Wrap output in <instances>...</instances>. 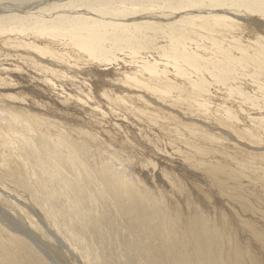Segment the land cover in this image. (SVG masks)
Wrapping results in <instances>:
<instances>
[{"label": "bare ground", "instance_id": "6f19581e", "mask_svg": "<svg viewBox=\"0 0 264 264\" xmlns=\"http://www.w3.org/2000/svg\"><path fill=\"white\" fill-rule=\"evenodd\" d=\"M18 1L9 0V4L8 2H2V4L0 2V32H26L25 27L21 28L19 25L18 28L14 26L15 19L21 15L18 16L17 10L18 13H23L22 11L31 10L30 8L35 5L40 6L41 2L45 5L49 3L50 6H54L53 9L50 8L53 11H50L51 13L47 15H49L48 17L58 16V21L57 23L54 22L55 24L61 25L64 22H76L77 20L74 14L77 13L76 6L79 4L77 5L76 3L75 6V2H72V0L64 3H59L61 0H37L35 4L30 0L31 6L28 5L30 3L26 6H22L23 4L19 6L16 4ZM235 1L237 2L234 6L238 8H231L230 3L225 2L223 3L224 6L218 4L215 8L209 7L192 12V14H199L198 16H201V19L211 20L209 22L211 24H200L195 26V29L201 32L212 30L217 33L208 32L214 38L197 43V50L191 45L192 48L190 46L188 51L185 49L180 52L178 58L173 61L174 67L171 71L174 73L163 67L162 64L157 63L159 70L164 68L167 69L165 71L170 72V74L168 72L169 77L158 78L153 76L152 73L145 71V66L136 68L132 61H125L128 66L125 68L126 74L123 83L118 81V83L116 82L112 85L117 87L119 91H116L117 89L114 90L112 87L108 90L105 88L106 86H103V93L101 92L99 95L95 88H92V85L87 86L81 82L84 79L80 80V83L77 82L78 84L68 82V79H72L70 77L74 75H69V77L67 74H78L80 72L74 68H68L69 66H65L66 69L62 68L64 62L71 56L70 51L75 52L71 49L74 45H71L72 47L70 46L69 50L67 42L68 49L62 45L52 47L50 43L56 45L59 42L56 40L50 43L42 42L43 45L40 43L41 47L38 45L37 47L43 50V53L37 54L33 52L34 49L28 46L25 49V45L22 46L19 41L16 42L20 38L18 35H6L7 37L13 36L12 38L15 36L14 39L16 40L10 39V42H8H16L15 45L25 49L23 50L25 55H36L34 56L36 59L32 63H38V66L43 68V70H40L41 74H43L35 73V76H31V71L35 69H33L34 67H32L30 62V66H26L28 69L30 67L33 69L28 70L29 74L27 69H21L23 67H21L23 65L21 64L23 62L21 57H19L22 60L21 63L16 60L20 65L12 60L16 58L2 59V57V60H0V88L19 89L13 95L8 92V95L10 93L9 96H5L7 91L0 92L1 119L9 122V127L3 129L4 139L0 140V176L4 175L5 177L2 176V178L6 180L7 174H5L4 169L7 170L9 172L8 177L14 185L13 187L10 185L12 189L11 187L9 189L6 185L8 190H4V184L0 182L2 185H0V192L10 200L20 204L31 218L37 221L50 236L56 239L60 246L62 244L63 247L69 250L72 254L71 257L78 264H103L101 262V254L106 256L109 253L106 250L104 251V248L108 249V245L104 243L103 252L99 249L94 250L93 257H89L85 252H82L85 257L80 254L82 255L81 257L76 251L67 248L66 245H68L69 241L67 243L65 242L66 240L60 239L57 231L51 228V223L53 226L57 227V225L54 223L49 211L50 203L43 208L41 207V209L39 206V211L45 212V215L46 213L50 215V219L47 218L49 221L46 223L44 221L46 218L44 219L41 216L43 213L34 208L36 206H33V203L30 204L33 199L30 198L29 201L25 196V200L28 203L16 197L24 190L36 197V203L39 201L43 202L42 199L47 198L46 191L38 180L42 175L39 173L41 170L39 168L40 163L36 156H39L43 162H48L50 158H61V162L52 165L64 173L61 174V178L66 179L72 174L75 177L82 178L84 183H91L92 175L97 181H100V186L97 187L100 192L95 191L94 197L97 203L101 205V208L106 210L107 206L111 214L119 216L117 220L123 222L120 223L122 230L119 231L123 240L127 241L128 238L130 240V236L133 238L131 241L133 243L132 252L128 253L126 251V255L132 261L135 260L137 262V259L141 258L144 264H264V0ZM88 3L90 4V2ZM93 4L98 10L99 5L102 6V10L97 12V8L94 11L91 10V5L90 7L85 5L87 8L84 7L83 10H80V8L78 10L79 14L92 15V18L96 17L95 19L97 20V18L104 17L103 15L108 12V8H111L108 5L111 4L109 0H93ZM114 4L112 3V5ZM177 5H174V7L177 8ZM80 6L82 7L83 5ZM38 8L40 9V7ZM41 8L43 9L44 7ZM47 9L49 10L48 7ZM131 9L134 8L131 7ZM41 10H38L37 13H44ZM27 13L30 14V12ZM187 13L178 12L179 17L174 16V14V17L171 16L169 23L173 25L177 23V26H175L180 31L186 32V29H190V23H187V20L184 19V15H187ZM38 17L45 18L42 15H38ZM223 17L234 21L235 26L215 25L216 22L212 24V21L222 20ZM144 18L149 19L148 14L135 17L133 20ZM155 18L157 17L155 16ZM32 23L31 25L33 26L34 22ZM29 25L26 26L29 28ZM176 27L174 28L176 29ZM45 30L48 31V29ZM58 33V31L51 29L46 34L59 36ZM6 36L0 35V41L3 39L2 37L4 39L7 38ZM128 39L130 38L128 37ZM231 39L241 49L239 54L230 51L229 47L221 44L225 42L226 45L230 46V43H232ZM2 44L0 43V46ZM116 45L118 44L116 43ZM5 47H8V45ZM12 49L14 51V48ZM112 50L114 51V49ZM46 55H50L52 58H47ZM74 55L76 57L78 54H72L73 57ZM17 56L15 54V57ZM59 59H64V61L62 62ZM150 60L148 61L150 62ZM117 64L121 65V62ZM166 65L168 66V64ZM61 69L63 70L61 71ZM109 70L107 73L112 74L114 69L112 71ZM178 74H184V76L179 77ZM46 75H51L53 80L49 79L48 81ZM95 87L99 89L100 86ZM168 90H170L173 98L179 97L183 100L180 101V104H186L184 110L187 109V111H179L181 109L176 111L172 109L173 106L170 107L168 105V100L174 104L179 102L162 95L163 91ZM31 94H38V97L40 96L44 99L41 100L39 99L40 97L34 98ZM103 107L108 109V116L104 113ZM170 113H174V116L172 117ZM33 129L37 130L35 134H38V139L44 143L41 154H36L29 147V141L35 136V134L31 135L29 133ZM79 145H81V148L78 147ZM166 148L172 151L177 164L170 167L172 172L161 168L158 177L163 182L158 185H152L148 181L146 182L139 173L138 165L142 164L141 157L143 153L151 154V151L154 150L165 152L167 151ZM83 149L89 151L85 156L82 153L84 152ZM129 149L135 151L137 156L130 153ZM114 158L124 160V163L120 164L124 169L129 165L132 166L134 170L133 173H130L133 179L132 184L125 179L124 173H116L124 172L122 169L118 171L112 170L114 162L110 164L109 162L113 161ZM87 161L96 162L95 164H98L100 169L106 168V170L103 172L92 170L91 163L88 164ZM135 164H137V168ZM16 166L20 168V171H17V168L15 169ZM60 166L64 168H59ZM89 168L91 169L90 172L88 171L90 170ZM139 179L143 182L145 181V184L152 192L157 193L159 190L160 193V187L163 188L162 192L167 193L165 197L168 195V210L171 212L169 215H171L165 222L163 220L160 222L156 218L157 209L152 204L153 200L148 195L143 194L146 188L141 185ZM113 183L122 186L117 187ZM43 184L46 183L42 182ZM127 186L132 188H127ZM191 186H194V188H191ZM57 191L58 188L54 187L51 192L49 191V195L51 193L56 194ZM147 192L149 194V191H146V194ZM27 193H24V195ZM72 193L74 192L65 191L66 198ZM191 194H196L201 200L205 199L207 201V210L205 212L198 211L197 207H193V210L189 208L193 205V199L196 197ZM180 195L184 199L182 204L185 207L187 206L185 215L177 212L174 205L177 200L181 201ZM2 208L1 211L5 213L4 210L6 209L2 210ZM234 208H237L235 212L238 210L240 212L241 210L240 214L242 216L243 213L245 214L241 223L235 222V218H233L232 209ZM11 209L17 215V218L14 219L18 221L14 220L11 223V220L9 221L10 218H7L12 213H8L9 215L6 218V215L4 214L5 216L3 217L0 211V224L4 226L0 225V235L6 238L5 227V229H14L18 235L25 238L34 248L36 247L42 252L46 257L45 259L49 258L53 264H56L53 260L55 255L53 256L47 251L46 243L44 244L42 241L44 239L40 240L37 236L39 233L34 234L29 229L25 222V217L20 215V211L17 208L12 207ZM7 212L9 211L7 210ZM193 216L194 219H192ZM176 219H181L179 221H183V224L185 222L189 223L191 230H186L183 226L179 227L181 222L178 224ZM132 221L137 223H132ZM32 222L31 224H33ZM11 231L14 232L13 230ZM205 231H208L209 234L212 233L215 241L224 237L226 242L229 243L230 246L226 243L224 244V241L221 240V258L215 253L205 252V236L203 237ZM61 232L65 239L73 238L71 237V231L67 234L65 229H61ZM237 234L241 235V239L237 237ZM10 235L14 237L12 233L7 236ZM20 236L15 237L17 239ZM121 237L117 233L113 240L122 241ZM111 241L109 240L108 244ZM96 242L99 243V240ZM76 244L75 242L74 245L70 244L69 246L75 247ZM80 249L83 250L81 247ZM2 250L0 245V252ZM7 252L10 253L11 257L0 258V264H16L12 250ZM226 252H229V255ZM223 253L229 258H223ZM27 262L25 261L23 264H27Z\"/></svg>", "mask_w": 264, "mask_h": 264}, {"label": "rangeland", "instance_id": "374dc122", "mask_svg": "<svg viewBox=\"0 0 264 264\" xmlns=\"http://www.w3.org/2000/svg\"><path fill=\"white\" fill-rule=\"evenodd\" d=\"M8 1L9 0H7V1L0 0L1 4H2V2L3 3L4 2L7 3ZM29 1L30 0H19L18 2H16V4H18L19 6H21L23 4L22 6H26L28 3H30L28 5L31 6V2L33 4H35V2L37 0H31V2H29ZM66 1H68V0H61L59 3H64ZM69 1H71V0H69ZM196 1H197V3H196ZM72 2H75V4H74L75 6H76V3H77V5L79 4L78 6H76L77 8L75 7L77 13L74 14V16L76 17L77 20H76V22H67V23L64 22L61 25L55 24L58 21V19H57L58 16L48 17L49 15H47V14H50L53 11V10L51 11V9H53V7H54V6H50L49 3H46V5H45L43 2H41V4H39L40 6H36L35 5V6H33V8L32 7L30 8L31 10L27 9V10L22 11L23 13H21V12L18 13V10H17L18 16L21 14L20 15L21 17L19 16V17H17L15 19L16 23L14 22V26L19 28V25H20L21 28L25 27V30H27V31L26 32L15 31V32H12V33L0 32V35H2V36L14 35L15 34V36L18 35L20 37L19 39L17 38L18 40H16V39H14L15 36H14V38H12L13 36H8V37L6 36L7 38H9L7 41H6L7 38L4 39V37H2L4 39V41H2L3 39H1L2 42L0 41V43L1 44L3 43L2 45H4V46H2V45L0 46V60L16 58V59H12V60H14V61L17 60V61H19L21 63L22 62L21 58H22L23 62L21 64H23V65H21V67L22 66L23 67L22 68L20 67V68L21 69H27V73L28 74H29L28 70H33V69L36 70L37 68H39L36 71L35 70L31 71L30 75L31 76H35V73L36 74H41L40 70L41 69L43 70V68L38 66V63H36V64L32 63V61L34 59H36V57H34V56H36L34 53H33L34 55L27 54V53H26L27 55H25V53H23L24 52L23 50H25V49H27L29 47V48L34 49L33 52H35L37 54H40V53H43V50L39 49L37 47V45L39 47H41L42 42H49L50 43V42H53L55 40L59 41V42H57L56 45H53V44L50 43V45L52 47H59L60 45H62L65 48H67V46L69 45V50H70V48L72 47L71 45H74L71 49H73L75 52L70 51L71 56L68 57L66 62H64V66L62 68L66 69L65 66H69L68 68L71 67V68H74L75 70H78L80 72L78 74L77 73H70V74L66 73L68 76L69 75L70 76L74 75L73 77L69 76L72 79H68V82H74V84H78V83H80V80L84 79L85 81L83 80L81 82L85 83L87 86H89V85L91 86L92 85V88L94 87L96 92L99 95L101 92L103 93V89H104L105 86H106L105 88L108 89V90L111 89V87L114 90H116L117 87L112 86V85L115 84L116 82L118 83V81L123 83V81H124L123 79L125 78V74H126L125 68L128 66V65H126L127 63L125 64V61L126 62L132 61L134 63L133 65L136 66V68H143V66H145L144 67L145 71H147L148 73H152L153 76H157L158 78L165 77V76L167 77L170 74V72L169 71H165L167 69H164V68L162 70H159V68L157 67V63L162 64L163 67L168 68L171 71L172 68L174 67L173 61H175L178 58V56L180 55V52L184 51L185 49H187V51H188V48H190L191 45L194 46L195 50H197L198 49L197 48V43L203 42V41H208L212 37L214 38V36L212 34L208 33V32L211 31V33H217L215 31L210 30V31H207V32H201V31L195 29V26L200 25V24H204L205 25V24L211 22V20L209 21V20L201 19L200 18L201 16H198L199 14H192V12H194V11H196L198 9L200 10V9L209 8V7L215 8L218 4H221L222 6H224L223 3H225V2H229L230 5H231V8H238V7L234 6V5H236V2H237L235 0H227V1L226 0H200V1H198V0H168V1H166V0H159V1H157V0H138V1L137 0H124V1L123 0H118V1L117 0L116 1L115 0H109V2H111V4H108V5H110L111 8L110 9L108 8V12L107 13L105 12V15H103L104 17L97 18V20H96L95 19L96 17L92 18L93 17L92 15H80L79 11H78L80 8H81L80 10H83L84 7L87 8V6H85V5H88L89 7L91 5V7H90L91 10L96 11L97 7L93 4V0H88V2H90V4L88 2H86V0H82V1L81 0H77V1L72 0ZM81 2H82V4H81ZM116 2L118 3V5H117ZM9 3L10 2H8V4ZM112 3L113 4L115 3V4L112 5ZM80 5H83V6L81 7ZM174 5H177V8H175ZM178 6H179V8H178ZM38 7H40V9ZM41 7H44V8L42 9ZM47 7L49 8V10L47 9ZM131 7L134 8V9H131ZM36 9H38V10L42 9L41 11H44V13L41 12V14H38L37 13L38 10H36ZM99 10H102V6H100V5H99ZM99 10L97 8V12H99ZM111 11H112V13H111ZM182 11L183 12H188L187 15L186 14L184 15V19L187 20V23H190L189 24L190 25V29H186V32L180 31L178 29V27H176L177 23H174V25L169 23V20L171 19V16L172 17H174V16L179 17L178 12H182ZM27 12H30V14L27 13ZM32 12H34V13H32ZM110 13H111V15H110ZM23 14H24V16H23ZM146 14H148L149 19H145L144 18V19H139V20H133L135 17H139L141 15L143 16V15H146ZM190 14H192V15H190ZM26 15H28V16H26ZM38 15L39 16L42 15L45 18H39ZM112 15H113V17H112ZM166 15H167V17H166ZM107 16L109 17V19H108ZM114 16H116V17H114ZM155 16L157 18H155ZM163 16H165L166 18L163 17ZM191 16H192V18H191ZM80 17L81 18L83 17V18L81 19ZM123 17H125V18H123ZM177 17H175V18H177ZM197 17H199V18H197ZM78 18L81 19V20H79ZM113 18H115V19H113ZM117 19H119V20H117ZM17 20H18V22H17ZM144 20H146V21H144ZM188 20H190V21H188ZM174 21H175V19H174ZM32 22H34L33 26L31 25V24H33ZM42 22H43V24H42ZM24 23H26V24H24ZM35 23H37V24L35 25ZM76 23L78 24V26H77ZM139 23H140V25H139ZM213 23H215V25L218 24V25H223V26H232V27H233V25L235 26L234 21H231L229 18H226V17H223L222 20L212 21V24ZM209 24H211V23H209ZM209 24H207V25H209ZM26 25L27 26L29 25V28ZM37 25H38V27H37ZM118 26H119V28H118ZM141 27H143V28H141ZM174 27H176V29ZM43 29H44V31H43ZM45 29H48V31L51 30V29H54L55 31L59 32L58 33L59 36H55L53 34H49L48 35V34H46L48 31H46ZM110 29H112V31H110ZM123 29H125V31H123ZM153 31H155V32H153ZM42 32H44L46 35L44 33H42ZM180 32H182V33H180ZM68 33H70L71 35L68 34ZM74 33H75V35H74ZM119 34H120V36H119ZM148 34H150V35H148ZM182 34H184L185 36L182 35ZM64 36H66V37H64ZM128 37L130 39H128ZM190 37H192V38L190 39ZM10 39H12V40L14 39V40H16V42L19 41V43H21L22 46L25 45V49H22L20 46L15 45L16 42L15 43H9ZM98 41H99V43H98ZM119 41H121V42H119ZM66 42H67L68 45L66 44ZM231 42L232 43H230L231 44L230 46L226 45L225 42L221 43V44L229 47L228 49L230 51H233L234 53L239 54L241 49L238 48V45L234 42L233 39H231ZM116 43L118 45H116ZM34 44H36V45H34ZM100 44H102V45H100ZM103 44H104V46L106 48L103 46ZM7 45H8V47H5ZM108 45H110V46H108ZM233 45H234V47H233ZM114 46H115V48H114ZM192 46H191V48H192ZM12 48H14V51H12L13 50ZM178 48H180V49H178ZM112 49H114V51ZM117 50H118V52H117ZM75 53L78 54L79 56L76 55V57H75V55H74V57H73L72 54H75ZM15 54H17L18 56L15 57ZM112 54H113V56H112ZM115 54H117V55L114 56ZM31 56H32V58H31ZM82 56H84V57L82 58ZM19 57H21V58H19ZM46 57L47 58H49V57L52 58V56H50V55H46ZM114 57H116V58H114ZM17 58H19L21 61L19 59H17ZM147 59L148 60L151 59L152 61L150 60V62H149ZM24 60H26V61H24ZM59 60L62 61V62L64 61V59H59ZM59 60H56V61H59ZM17 61L15 63L20 65V63L19 62L17 63ZM29 62H30V64H32V67H34L33 69H31V67H30V69L26 68V66H28V67L30 66ZM116 62L117 63L121 62V65L117 64ZM110 64H113V65H110ZM166 64H168V66ZM24 65H25V67H24ZM104 66H107V67H104ZM119 66H122V67H119ZM35 67H37V68H35ZM90 67H92V68H90ZM108 69H110L109 71H112L114 69L113 70L114 73L113 72H112V74L111 73L110 74L107 73ZM119 69H121V70H119ZM62 70L63 69H61V71ZM98 70H99L100 73L97 72ZM168 72H169V74H168ZM171 72H173V71H171ZM44 74H45V72H44ZM115 75H117L118 77L115 76ZM119 75L122 76V77L124 76V77L122 78ZM46 76H47L46 79H48V81H49V79L53 80L51 75H46ZM82 76L83 77L85 76V77L83 78ZM178 76L181 77V76H184V74H178ZM132 78H134V76H132ZM70 80H72V81H70ZM52 82H49V83H52ZM96 83H97V85H95V86H98V87L100 86L99 89L94 86V84H96ZM9 89H11V90H9ZM18 90L19 89H14V88H10V87L9 88H5V89L4 88H0V92L7 91L6 92L7 95H5V93H3L5 96H9L10 93H11V95H13V93L15 94V91L17 92ZM116 91H119V89H117ZM8 92H10L9 95H8ZM31 95L34 96V98H39L40 97V96L38 97V94H31ZM162 95H164L165 97L170 98L171 100L173 99V100L179 101V102H175V104H174L170 100H168V102H169L168 105L170 107L173 106L172 107L173 110L177 111V110L181 109L179 111H182V110L183 111H187V109L184 110L186 104H180V101H183V100L181 98H179V97L178 98H173L171 93H170V90L163 91ZM39 99L43 100L44 98L40 97ZM174 105L176 107H179V108H176ZM103 110H104V113L108 116L109 115L108 109L103 107ZM173 114H171L172 117L174 116ZM1 118H2V115H1V112H0V140H3L4 137H5V135L3 134V129L5 127H9V125H8L9 122L7 120L1 119ZM69 118H72V117H69ZM33 130L31 132H29L31 135L32 134L34 135L35 132L37 131L35 129H33ZM38 136H39L38 134H35L34 138L29 141L30 142L29 143V147L36 154H41L42 151H43L44 143H42L38 139ZM229 146H232V145H229ZM78 147L81 148V145H79ZM166 150L167 151H165V152H161L159 150H154V151H151L152 152L151 154L143 153L142 157L138 155L139 157L142 158V164L138 165V168L140 169L139 173L141 174V177L146 182L148 181L152 185H158V184L162 183L163 180H161L158 177V174L161 171V168L165 169L168 172H172L170 167H173L175 164H177V162H176L175 156L172 153V151L169 150L168 148H166ZM83 151L84 152H82V153L84 154V156H85V154H87L89 152V151H87V149H83ZM128 151L130 153H132V154L137 156L136 152L133 151L132 149H129ZM36 158H37L38 162L40 163L39 168L41 170L39 171V173L42 175L40 178H38V180L41 182V186L46 191L47 198H43L42 199L43 202L39 201V202L36 203V197H33L32 195L29 194V192L27 193V191H24V190L22 191V193L20 195L19 194L16 195V197L19 198V199H23L24 201H26L25 200V196H26V199L28 198L27 200H29L30 198L33 199V202L29 200L31 202L30 204L33 203V206H36L34 208H36L38 211H39V206H40V209H41V207L43 208L45 205L50 203L49 211H50V213L52 215L54 223L57 225V227H56V226H53L52 223H51L52 227L51 226L50 227L53 230L57 231L58 235L60 236V239L62 238V240H66L65 242L69 241V243L67 242L68 245H66L67 248H70V249L76 251V253L78 255H80V254L83 255L82 252H85V254H87L89 257H93L94 250L99 249V250H101V252H103V248L105 246L104 243H106V245H108V249L104 248V251L106 250L109 253L106 255L107 257L104 256L103 254H101V262L103 264H144L141 258L137 259V262H136L135 260L132 261L131 258L128 257V255H126V251H128V253L132 252L133 243L131 241L133 240V238L130 236V240L128 238L127 241H124L123 238L121 237L119 231L122 230V228H121L122 226H121L120 223H123V222L117 220V217H119V216L111 214L107 206H106V210H107L106 211L105 209L100 207L101 206L100 204L97 203V200L94 197V192L95 191L100 192L99 190H97V187L100 186V184H99L100 181L99 180L97 181V179L94 176H92V175H91V177H92V182L91 183H84V182H82V178L75 177L72 174H70L69 177H67L66 179L63 178V177L61 178V174L63 172L61 170H58L56 167L52 166L54 163L61 162L62 161L61 158H59V157H57L56 159L50 158L48 162L41 161L39 156H36ZM28 161L31 163L29 158H28ZM87 162H88V164L91 163L90 161H87ZM113 162H114V166L112 167V170L113 171H118V170L122 169L124 172H116V173H124L125 179L129 183L132 184L133 179H132V175L130 174V173L134 172L132 166L129 165L128 167H125V169H124L122 166H120V164L122 165L124 163V160H122L121 158H114L113 161L109 162V164L113 163ZM95 163L96 162L90 164L92 170H97L99 172L100 171L103 172V171L106 170V168L100 169V166L98 164H95ZM135 166L137 168V164H135ZM16 168H17V171H20V168H18L17 166L15 167V169ZM59 168H64V167L60 166ZM179 169H180V167H179ZM4 171H5V174H7L8 180H7V178H6V180H4L2 178V176H4V175H1L0 176V182L2 184H4L3 185L4 188H5L4 190H8V188L10 189V187L11 186L13 187L14 185H13V182L11 181V179L8 177L9 172L7 170H5V169H4ZM88 171L90 172L91 169L88 170ZM145 181L143 182L142 180L139 179V182L141 183V185L146 188L144 190L145 193L143 192V194H145L146 196L148 195V197H150V199L153 200L152 204H153L154 208L157 209L156 218H158L160 222H162V220L165 222L168 218H170V215H171V214L169 215V213H171V212L168 210L169 209L168 208V204H169L168 200L169 199L167 198L168 195H167V197H165L167 193L162 192L163 188H160V187H159L160 193H159V190L157 191V193L152 192L148 188V186L145 184L146 183ZM42 182H45L46 184L42 185ZM113 184L115 186H117V187L122 186V185H118V184H115V183H113ZM6 185L8 186V188H7ZM161 185L163 186V184H161ZM12 187H11V189H12ZM54 187L58 188L57 193L56 194L51 193L49 195V191L51 192V190ZM127 188H132V187L127 186ZM191 188H194V186H191ZM152 190L154 191V189H152ZM65 191H73L74 193H72L70 196H68L66 198ZM146 191H149V194H148V192L146 194ZM24 193H27V194L24 195ZM28 194H29V196H28ZM191 195L192 196H196V197L193 199V201H194L193 205L191 207H189V208H191V210H193V207H197L198 211H204L205 212V210H207V208H206L207 207L206 206L207 205V203H206L207 201L205 199L201 200L199 197H197L196 194H194V195L191 194ZM181 197L182 196L180 195L181 201L177 200L176 203L174 202V205H175V208H176L177 212H179L180 214H184L185 213V209H186L187 206L185 207V205L182 204L184 199H183V197L182 198ZM88 200L90 201V203H89ZM211 200H213V199H211ZM0 202H1L0 211H1V207H3L2 210L6 209V210H4L5 213H3V211H1L3 217L6 215V218H7V216L9 215L8 213H10V214L12 213L7 218V219L10 218L9 221L11 220V223L14 220L15 221L17 220V219H14V218H17V215L14 213V211L11 208L12 207L17 208L18 211H20V215L25 217V219H26L25 222L29 226V229L34 234L35 233L36 234L39 233L37 236L39 237L40 240H42V239L45 240V241L44 240H42V241L44 242V244L46 243L45 246L47 248V251H49L51 254H53V256L55 255L53 257V260H54V262L56 264H65V263L66 264H78V262L73 257H71L72 254L69 252V250L66 249L65 247H63L62 244L60 246V244L57 243L56 239L53 238L52 236H50L38 224L37 221H35L33 218H31L26 213V211L23 209V207L20 206V204H18L16 201L10 200L9 198H7V196L2 194L1 192H0ZM26 202H28V201H26ZM38 203H40L41 205L38 204ZM7 210L9 212H7ZM235 210H237V208L236 209L235 208L232 209L233 218H235L234 219L235 222H240L241 223V220L243 221L245 214L243 213V216H242V214H240L241 210H240V212H239V210L235 212ZM39 212L43 213V211H39ZM25 214H27L28 216L27 215L25 216ZM48 214L49 213H46V215H45V212L43 213V215L41 214V216H43L44 219L46 218V220H44V221H46V223L50 219V215H48ZM230 216H231V214H230ZM47 218H49V219H47ZM30 219H31V222L34 221V222H32L33 224H31ZM192 219H194V216L192 217ZM179 220H181V219H176V222L178 224L181 222ZM19 222L22 223L21 221H19ZM134 222L135 221H132V223H134ZM135 223H137V222H135ZM22 225H23V223H22ZM1 226L4 227L3 225H1ZM10 226H12V225H10ZM181 226H183L184 229H186V230H191L189 223L185 222L183 224V221H182L180 223L179 227H181ZM5 228H4V230L6 232V235H5L6 238H4V236L0 235V245H1V248L3 249L0 252V258H3V257L10 258L11 255L7 251L12 250V253L14 255L13 257H14V260H15L16 264H19V263L23 264V262H25V261H28L27 264H53L49 258L45 259L46 257H45V255L42 254V252H40L38 249H36V247L34 248L33 245L30 244L25 238H23L22 236L18 235L14 231V229H10V228L9 229H5ZM40 229H42V230H40ZM61 229L62 230L65 229L67 234H69L68 232L71 231V235H72L71 237H73V238H71V239L70 238H66L65 239V237L63 236V234L61 232ZM10 230H13L14 232H12V231L10 232ZM75 230H76V232H75ZM11 233H12V235H14V237H11V235L7 236V235H9ZM80 233H81V235H80ZM117 233L122 238V241L118 242V241H114L113 240V238L116 236ZM207 233L209 234L208 231H205V233L203 234V237L205 236L204 237L205 252L215 253L216 255H218L221 258V254H222V252H221V250H222V242H221V240L224 241V244L226 243L228 246H230L229 243L226 242V240H225L226 238H224V237L216 239V241H215V239H214L215 237L213 236V234L210 233L208 235ZM15 234H17V235H15ZM245 234H243V235H245ZM45 235H46V237H45ZM15 236H20V238L17 237V239H16ZM68 237H70V236H68ZM237 237L239 239H241V235L240 234ZM10 238H11V240H10ZM97 240H99V243L96 242ZM109 240H112L110 244H108ZM24 242H26V243H24ZM75 242L77 243L75 247L69 246L70 244L74 245ZM8 244L10 245V247H9ZM24 244H26V245L30 244V245L26 246ZM51 244H53V245H51ZM80 247L83 248V250L80 249ZM23 251H24V253L27 256L23 253ZM226 253H227V255H229V252H226ZM62 255H64V256H62ZM82 255H80V256L82 257ZM227 255L225 253H223L222 257L223 258H225V257L229 258V256H227ZM82 259L85 260L84 258H82Z\"/></svg>", "mask_w": 264, "mask_h": 264}]
</instances>
